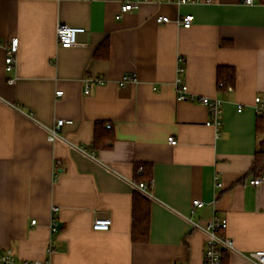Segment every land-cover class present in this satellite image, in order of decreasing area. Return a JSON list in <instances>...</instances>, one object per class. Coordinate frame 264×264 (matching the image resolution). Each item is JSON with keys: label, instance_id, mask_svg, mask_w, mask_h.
I'll return each mask as SVG.
<instances>
[{"label": "crops", "instance_id": "0c3cea01", "mask_svg": "<svg viewBox=\"0 0 264 264\" xmlns=\"http://www.w3.org/2000/svg\"><path fill=\"white\" fill-rule=\"evenodd\" d=\"M241 1H150L118 18L122 0H0L1 251L18 263L204 264L206 236L191 220L217 216L236 245L228 264H255L247 256L264 251V183L251 184L264 177L251 171L264 139L255 103L264 100V0ZM186 15L189 29L177 23ZM59 24L85 29L76 46H59ZM221 66L236 73L225 90ZM179 77L194 101L177 99ZM202 98L223 102L219 130L207 126ZM58 120L70 123L50 142ZM139 164L153 179L146 244L131 239ZM195 200L205 206L193 212ZM104 218L110 229L93 230Z\"/></svg>", "mask_w": 264, "mask_h": 264}, {"label": "built area", "instance_id": "2783aa9c", "mask_svg": "<svg viewBox=\"0 0 264 264\" xmlns=\"http://www.w3.org/2000/svg\"><path fill=\"white\" fill-rule=\"evenodd\" d=\"M123 6L121 9L120 14L118 15V18H121L123 13L133 11L139 7V5L143 2H150V1H156L160 2L162 0H122ZM256 0H242L241 2L244 5H253ZM179 4H186L188 2H191V0H177ZM157 22L159 24L169 22V18L166 16L158 17ZM194 22V18L192 15H186L181 17V19L177 22L179 26L189 29ZM85 33V29L81 27H73L66 24H59L57 26L56 34H57V41L59 46L62 48H71L78 44V38L81 34ZM18 47H19V40L17 38H14L11 43L6 48V58H5V70L7 73H12L17 64V53H18ZM184 72L183 67H179L178 73L181 75ZM7 82L9 84H14L15 79L9 78L7 79ZM90 80H86V89L85 93H89L91 90V86L89 84ZM222 85V84H221ZM63 92L59 91L57 92V96H62ZM177 99L179 101H194L195 98L193 95L189 93V88L185 84V82L182 81V79L179 77L177 79ZM264 100H261V98H256L255 103L257 106V112L260 113L264 111ZM201 104H203L207 109L209 110L210 118L207 121V126L215 127L217 130H219L223 124V102L219 99H211V98H202L200 100ZM243 107L242 105H238V112H242ZM70 123L66 120H58L56 123V126L49 130V136L48 140L50 142H54L56 139L61 138L62 136L58 132V129L61 128L64 124ZM107 128H111V125L109 124ZM169 143L172 145H177V140L171 136L169 137ZM83 150V149H81ZM86 152V150H83ZM91 157H95V154L92 153ZM264 183V177H259L251 182L252 185L258 186L260 184ZM153 184V183H152ZM149 184L144 182H133V186L135 190L140 193L142 196L153 199V194L151 190V186ZM205 204L199 200L193 201V212L198 208H203ZM53 212L57 211V208L52 209ZM36 221L33 220L31 222V225H36ZM112 221L109 218L104 219H97L94 222L93 230L95 231H108L111 227ZM191 224L194 229H197L198 231H201L206 236V247H205V254H204V264H222V255L224 252H233L235 251V243L234 240L229 238L225 231H227L228 222L226 219H222L220 217H212V219L204 224L191 220ZM51 232L52 234H56L58 232L57 224L55 221H53V224L51 226ZM53 252L52 246L50 245L47 249V253L50 254ZM248 260H251V262L255 264H264V251H256L252 252L247 256ZM0 263L1 264H51L48 259L43 260H34V261H23L19 262L16 260L15 256L13 255L12 251L10 250H0Z\"/></svg>", "mask_w": 264, "mask_h": 264}, {"label": "trees", "instance_id": "16d2710c", "mask_svg": "<svg viewBox=\"0 0 264 264\" xmlns=\"http://www.w3.org/2000/svg\"><path fill=\"white\" fill-rule=\"evenodd\" d=\"M102 48V50L100 49ZM96 56H107L108 53V43L105 42L100 47ZM101 51H104L102 55ZM217 81L220 90H225L228 86H233L236 81L235 69L228 66H221L217 70ZM222 84V85H221ZM256 121V132L257 134L264 136V111L258 113ZM255 160L252 166V174L258 176L264 172V139L262 141L261 149L255 154ZM135 180L136 182H144L152 184V169L148 164H139L135 169ZM150 201L139 194L134 192L132 201V229H131V239L135 244H146L149 242L150 238ZM222 264H228V253L224 252L222 255Z\"/></svg>", "mask_w": 264, "mask_h": 264}]
</instances>
